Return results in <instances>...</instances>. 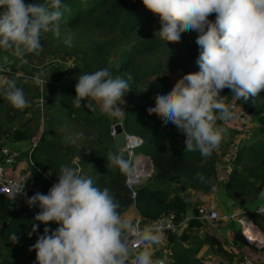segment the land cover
<instances>
[{
    "label": "clouds",
    "instance_id": "obj_1",
    "mask_svg": "<svg viewBox=\"0 0 264 264\" xmlns=\"http://www.w3.org/2000/svg\"><path fill=\"white\" fill-rule=\"evenodd\" d=\"M141 2L159 16L161 39L177 41L186 29L198 33V71L186 73L162 89L147 111L175 125L185 136L186 149L195 147L202 157H208L226 131L217 122H227L235 116L231 110L235 105L226 106L221 90L230 89L235 102L256 98L264 90V0ZM67 10L65 0H0V51L11 50L16 57L38 54L43 33L60 35ZM212 13L214 20L209 19ZM64 43L70 46V37ZM6 71L0 68V95L12 107L23 109L28 105L24 90L3 74ZM125 75L127 78L113 76L106 67L82 72L75 84L73 107L80 108L84 100V107L90 111H96L98 105L101 114L118 117L121 109L117 105L123 102L132 79L130 73ZM31 80L44 89L46 79L40 74H33ZM144 144L145 140L140 147ZM108 158L126 170L127 161L121 154L110 152ZM151 168L152 172V163ZM57 176L46 193L36 192L26 198L29 207L39 209L29 236L40 223L57 224L51 231L45 226L30 246L35 250V264H165L166 258H154L150 247L160 246L163 233L150 226L140 227L122 216L114 192L98 187L90 176L66 164L60 166ZM21 187L18 191L14 187L13 196ZM125 237L144 247L136 251ZM9 239L15 243L19 237L12 233Z\"/></svg>",
    "mask_w": 264,
    "mask_h": 264
},
{
    "label": "trees",
    "instance_id": "obj_2",
    "mask_svg": "<svg viewBox=\"0 0 264 264\" xmlns=\"http://www.w3.org/2000/svg\"><path fill=\"white\" fill-rule=\"evenodd\" d=\"M28 2L32 0H25V3ZM65 3L68 5V10L64 13L61 31L80 25L86 27L81 33L82 36H87V29H100L105 34L100 38L94 37L89 40L90 48L82 49L80 69H75L73 76L64 79L58 85L59 100L49 105V109L45 111L48 136H53V125L63 123L64 116L68 118L75 116L77 123L88 124L94 128L100 143L106 139L110 140L112 121L108 116L101 114L98 110L90 111L85 108L84 100L81 101L80 108L73 107L75 84L82 72L95 71L99 68L106 67L113 76L119 75L125 78H127L125 74L130 73L132 79L129 81V89L122 97L125 103L123 110L125 117L122 124L128 133L144 138L143 146L146 151L144 153L149 155L154 169L153 175L137 187L136 195L132 196V190L126 183L125 168L117 167L109 161L108 154L118 153V151L108 144L104 149L90 151L89 155L92 157L90 161L93 166L90 176L98 187H107L110 192L116 194L121 205L118 209L120 214L135 205L144 220H153L163 212L175 211L176 220L180 222L187 213L188 204L182 193L172 190L171 183L174 180L183 179L193 189H214L219 155L216 149L208 157H202L195 147L192 150L186 149L179 136L170 131L169 128L174 125L166 123V118L162 115L155 112L150 114L147 109L154 104L155 96L162 89L174 84L165 77H158L164 68L170 70L175 67L171 63L172 60L177 58L185 60L184 74L198 71L196 64L198 48L195 43L198 33L186 29L177 41L167 42L161 39L155 32V29L158 31L161 26L159 16L146 9L141 0H65ZM214 18V13L209 15V19L214 20ZM51 34L55 35L52 32L43 33L40 43L44 35ZM116 43L121 45L117 55L114 54ZM163 45L168 51L164 58L157 60L140 58L146 51H156ZM26 54L37 55L36 53ZM16 85L24 88L27 84L20 82ZM220 96H226L225 104L232 101L228 88L222 89ZM243 105L248 113L257 115L259 126L264 125V90H261L256 98L250 96L248 100H243ZM38 114L33 116L35 121ZM30 120L19 126L22 130L15 129L13 135L22 139L29 138L37 132L38 124L31 126ZM217 123L221 124V121ZM6 125L0 122V133L8 132ZM23 128H26L29 133L26 134ZM60 142L61 140L55 137L43 139L33 150L35 162L52 173L58 172L61 165L70 166V151L68 153ZM233 162L239 171L232 174L226 182L225 190L228 195L231 197L232 192L238 188L247 190L253 187L254 199H258L264 190V137L260 138L254 133V136L246 139L238 148ZM239 173L244 174L245 177L240 176ZM38 211L37 206L15 208L12 200L0 193V242L7 245L6 247L16 245L20 248L34 244L38 232L41 233L45 226L40 223L36 232L28 235L33 218ZM248 212L264 233V219L251 210ZM194 214H198L197 208ZM258 217L263 221L261 222ZM51 223V221L47 222L46 226ZM188 225L191 228L199 227L201 221L192 218ZM12 233L19 237L15 243L9 239ZM237 235L240 236V233ZM192 244L194 245L192 248H181L182 251H193L192 254L187 256L182 251H178L174 257V264H204L196 255L205 245L213 247L226 260H234V253L213 234L208 233L204 237L196 236Z\"/></svg>",
    "mask_w": 264,
    "mask_h": 264
},
{
    "label": "rangeland",
    "instance_id": "obj_3",
    "mask_svg": "<svg viewBox=\"0 0 264 264\" xmlns=\"http://www.w3.org/2000/svg\"><path fill=\"white\" fill-rule=\"evenodd\" d=\"M85 28L86 27L79 25L77 27L61 31L63 33L60 34L59 36H55L53 34H51L50 36L44 35V38L41 42L42 48L37 55L30 56L28 54H25L23 57H19L21 66H18L15 69H20L26 75H28V77L24 78L25 80L20 81L22 82V84L23 83L27 84L22 89L24 90L25 98L28 101V105L23 109L14 108L7 102L6 99L3 98L2 95H0V122H4V124L6 123L7 124L6 126L10 128V132L0 133V139L4 137V138H9V139L15 138V140H17L18 138L14 137L13 133L15 132V129H20L19 128L20 121H24L29 115H31V118H30L31 120L29 122L31 126L38 124L39 129L42 126H46V128L48 127L47 119L43 116H42L43 118L42 119L40 116V112H38V110L40 109L48 110L49 105H53L55 102H58L59 96H60V90H59L58 85H56L55 83L62 82L64 79H67V78L69 79L71 76H73L72 74L75 72V69L76 70L80 69L81 58L83 56L82 49L90 48L88 47L90 45V41H89L90 39H93L94 37L100 38V36L105 34V32L100 29H94V30L87 29L86 30L87 36H82L81 33L85 30ZM155 32L157 35H159L156 29H155ZM69 37L71 39L70 46L64 43L65 39H68ZM120 46H121L120 44L116 43L115 52H114L115 55L119 53ZM7 52L10 53L11 50H8ZM167 53H168L167 47L163 45L156 51L155 50L146 51L143 54V56L140 58L145 57L150 60H157V59L164 58ZM171 63L175 67H172L170 70L169 68H164V71L162 70L158 74V77H161V78L165 77L170 82L175 83L176 80H178L180 77L184 75L185 71L183 69V65L185 64V60L183 59L181 60L180 58H177V59L172 60ZM22 64H25V65L23 66ZM33 74H40L43 79H46L44 89L41 86L31 84L33 83L31 81V76ZM41 94L43 95L41 96ZM41 98L44 99V106L42 104L43 101ZM122 100L124 99L122 98ZM233 104L235 106L231 108V110L234 112V114L236 111L240 109H244L242 99L237 100L236 102L232 100L230 103L226 104V106L233 105ZM117 106L121 109L120 115L118 117L108 116L112 121L111 127L112 125H115L116 127L117 124L123 125L122 122H123V118L125 117V114L123 115V110L125 107L124 101L118 104ZM95 107L98 110V105H95ZM12 110L13 111L16 110V112H14L15 114L13 117H12L13 115ZM22 113L24 116H21ZM36 113H39V114H38L37 120L35 121V118H33V116H35ZM8 122L11 124L8 125ZM62 122L63 123L53 125V131H54L53 136L52 135L46 136L45 139H52L53 137L60 139L61 140L60 143H62V145L65 146L67 152L69 153L70 151V165L72 167L75 166L76 168H80L81 174L85 176H90V170L93 169V166L91 165L92 162L90 161L92 158L89 155L90 151H93L94 149H98V148L104 149L108 146V144H111V146H114L115 149L118 151V153L122 155L123 159L128 161L129 153L124 150V147H121V146L117 147L115 143V134L117 133L118 128H116L115 134L112 135V128L110 127V132H109L110 137H111L110 140L106 139L104 140L103 143H100L97 140L98 136L96 135L94 128H91V126L88 124L77 123L75 116H72V118H68L67 116H64ZM229 123L230 122L221 121L220 125L223 126L224 128L226 127V130H228L229 132L228 131L224 132L223 134L224 137H222L220 145H224V143H226V141L230 139L231 132L229 129L231 130L237 129V127L235 128L234 123H232L231 127L228 128L227 124ZM247 123L248 124L246 127H241V131L243 132L245 139H250L252 136H254V133L256 136L260 138L264 137V132H263L264 125L259 126V123L257 122V115L251 114L250 119ZM12 126L13 128H11ZM23 131H25L26 134L29 133L28 130L26 131V128H23ZM176 131L178 132V130ZM38 133L39 134L37 135V132H36L37 136L40 135V132ZM127 134H130V133L126 132V135ZM177 134H179L180 136H183L181 135L182 134L181 132L180 133L178 132ZM34 136L30 141L32 143H35L34 147H36L37 145L41 143L43 139L41 138V135H40V138L38 137L36 138V142H38L39 140L40 142L36 143L35 140H33ZM139 137H142V136H139ZM182 138L185 139V136H183ZM22 143L17 142V141L16 142L9 141L7 145L9 147H13L14 144L20 145ZM60 143L58 144V148L60 146ZM235 151L237 152V149ZM144 152H146L145 146L135 149V154H141ZM234 154L236 155L237 153H234ZM235 168L239 169L237 168V166ZM227 180H223V181L215 180V186H216L215 188H217L219 192L222 191V188H225L226 186ZM175 186H172V188H175ZM177 187L181 188V184H178ZM194 190L197 193L200 192V193H204L207 195H209L212 191V190H207L205 188H198ZM220 195L222 196V198L224 197L226 199L224 202H221L224 207H230L232 206V203L234 202V204H237V206L235 207L236 209L241 208V209L248 211V210H251L257 207L259 204H264V200L254 199V188L253 187H250L247 190L238 188L237 190L232 192L231 197L228 195L227 192H225V194L220 192ZM258 218L261 222L263 221L260 217ZM223 221L225 220H220L219 222L222 223ZM234 221L235 222H232L229 226L223 227V232H226L227 230L231 232H238V230H240V225L236 220ZM219 222L217 223V226H219L220 224ZM186 224L187 222H185L182 225V227L180 228V231H182L183 228L185 229ZM263 224H264V221H263ZM223 232L222 234H225ZM239 233L241 234V231ZM222 236L225 237L226 235H222ZM6 246L7 245H4L0 242V264H18V262L13 263L14 258L16 256L15 254H20L21 256L26 255V250H24L23 252V251H18L15 248H12L13 246L12 247H6ZM7 249H13L14 251H16V253L11 252L9 255Z\"/></svg>",
    "mask_w": 264,
    "mask_h": 264
},
{
    "label": "crops",
    "instance_id": "obj_4",
    "mask_svg": "<svg viewBox=\"0 0 264 264\" xmlns=\"http://www.w3.org/2000/svg\"><path fill=\"white\" fill-rule=\"evenodd\" d=\"M20 64L21 63H20L19 57H16L12 52L9 53L7 51H0V68H3L4 66H7V65L12 66L14 68H17L18 66H21ZM22 65L24 66L25 64H22ZM3 74L6 75L8 78L15 80L16 84H20V81L25 80V79H17L15 77L8 75V74H5V73H3ZM59 84H60V82L56 83V85H59ZM42 95L43 94H41V96ZM43 106H44V99H43ZM40 110H38V112H40L41 118H42V116L46 118V114H45L46 109L45 110L40 109ZM14 112H16V110H14L12 112L13 113L12 117L15 114ZM21 116H24L23 113ZM30 118H31V115H29L24 121H20L19 126H21L22 123L26 122ZM227 122H230L229 124H227L228 128L231 127L232 123H234V126H235V128L237 127V129H235V130L229 129L231 132L230 139L227 138L228 141H226V143H224L225 146L222 145L221 150L218 152L219 158L217 161V180H220V181L229 179V177L232 174L239 171V169L235 168L236 165L233 164V161L235 158L234 153H237L235 150L236 149L238 150L240 145H242L246 141V139L244 138V134L241 131V127H242L241 122L238 119H236L235 116L233 119H231ZM9 124H11V123L8 122V125ZM11 128H13V126ZM6 129L8 132H10V128H8V126H6ZM169 129L172 133L178 135L180 141L184 143L185 139L182 138L184 135L181 134L183 136H180L179 134H177L179 131L178 132L176 131L178 129L175 125L170 127ZM225 129H226V127H225ZM20 130H22V129H20ZM226 131H228V130H226ZM38 132H40L42 139H45L46 136H48L46 126H42L40 129L38 128L37 135L39 134ZM37 135L35 132L29 138H22V139H17V140H15V138H10V139L5 138L4 139V143H6V145L9 141H12V142L17 141V142H21V143L23 142L24 143V144L22 143L20 145L14 144L13 147H10V148L16 150L18 152V155L14 159L12 164L7 165L6 171L10 176H13V177L19 178V179H24L25 181H29L31 183H34L42 191L47 192L48 189L51 187V185L57 181V179H58L57 174L59 171L52 173L46 167H44L40 164H37V162H35L34 156H33V150L35 148L34 147L35 143H32L30 140L34 136L33 140H35V142H36V138L37 137L40 138V135L39 136H37ZM38 142H40V140ZM38 142H36V143H38ZM3 158H4V156L2 155L1 150H0V160ZM74 168H76V167L74 166ZM77 169H79V171H80V168H77ZM153 172L154 171L152 170V174H150L151 177L153 175ZM239 175L242 177H245V175L242 173H239ZM150 176L146 178L145 182L150 179ZM171 184H172V186L176 185L175 188H172V190H174L175 192H180L186 197L187 204H188V210H187V213L185 214V216L183 218H184V221L187 222V224L185 226V229L183 228L182 231H180V228L182 227V225L185 222L180 227L176 228L175 230L168 231L165 235V238L161 241V244L158 248H156L155 246H150L152 248L154 258H161V259L166 258L165 261H168L170 264H174L173 261H174V257L176 256L175 254H177L178 251H182L181 250L182 247L192 248V247H194V245L192 243L195 240L196 236L204 237L206 234L210 233V234L217 236L223 242V244L229 250H231L234 253L235 257H234L233 261H228L220 253H218L216 250H214L213 247H211L209 245H205L198 251V253L196 255V257L201 262H203L204 264H234V263L237 264L239 262V260L241 259V256L243 255V253L246 252L248 249H249L248 252L252 256H254V258H256L258 260L259 264H264V238L262 239L263 244L261 247L249 245L246 242L245 237L241 231V226H240V230H238V232H231L228 230L226 232H223V227L229 226L232 222H235L234 220L225 219V221H223L222 223L219 222L220 220L215 221V223H211L208 221H202V220L198 219L197 215L194 214L195 208L198 209V207H200L204 204H207L210 200H213V202L216 205V209L220 213H222V214L231 213L233 211V209L237 206V204H234V202H233L232 206L229 205L230 207H224L222 205L221 202H224L226 199L224 197L222 198V196L220 195V192L225 194V192H226L225 188H222V191H220V192L217 188H215L214 190L211 191V193L209 195H207V194L200 193V192L197 193L193 188L188 186V184L183 179L174 180ZM178 184H181V188L179 187L180 190L177 187ZM263 192H264V190H263ZM196 196H197V198H196ZM257 200H264V196H262L260 194V196L258 197ZM228 204H230V203H228ZM242 210H244V209H242ZM121 215L124 216L125 218L131 220L132 222L138 216H141L139 211L136 209L135 205H132L130 208H128L127 210L122 212ZM192 218H197L199 221H201V225L199 227H194V228L189 227L188 224ZM218 222L220 223L219 226H217ZM44 227H43V229H44ZM47 227L51 231L52 229L57 227V224L52 222ZM240 231H241V234H240V236H238L237 234ZM222 232L225 234H222ZM42 233H43V231L41 233L38 232V234H42ZM222 235H226V236L224 237ZM36 238H37V236H36ZM36 238H35L34 242L36 241ZM12 248H15L16 250L23 251V252H24V250H26L25 256H21L20 254H15L16 256L14 258L13 263L18 262V264H35V259H36L35 250L34 249L30 250V245L24 246L21 248L14 245ZM7 250H8L9 255L11 252L16 253V251H14L13 249H7ZM192 252L193 251H187V250L182 251V253L186 254L187 256L191 255Z\"/></svg>",
    "mask_w": 264,
    "mask_h": 264
},
{
    "label": "built area",
    "instance_id": "obj_5",
    "mask_svg": "<svg viewBox=\"0 0 264 264\" xmlns=\"http://www.w3.org/2000/svg\"><path fill=\"white\" fill-rule=\"evenodd\" d=\"M3 68L7 69V71L4 72L5 74L11 75L17 79H24L25 77H28V75H26L20 69H15L8 65L4 66ZM251 114L252 113H248L244 108L235 112V118L241 122L242 127H246ZM111 128L112 135H114L116 131L115 125H112ZM4 139V137L0 139V150L2 155L4 156V158L0 160V193L8 196L12 200L15 208L29 206L26 203V198L28 196H31L36 192H46L42 191L34 183L25 181L24 179L15 178L7 173V165L12 164L14 159L17 157L18 152L6 145V143H4ZM143 143L144 139L142 137H139V135H126V144L124 146V150L129 153L130 157L126 167V183L132 190V196L136 195V188L143 184L146 178L151 174V162L149 157L146 155L141 154L143 156V159H146L145 163H143V165H139V167L137 168H134L135 157L137 156L134 154V150L140 147ZM221 148L222 145L219 144L216 148L217 152H219ZM20 186H22L20 191L13 196L14 187L18 191ZM251 211L260 215L264 219V204H259L257 207L251 209ZM176 218L177 216L175 211H169L161 213L153 220H144L142 216H138L133 221V223L137 224L140 227L150 226L156 231L163 233V236L165 238V235L168 231L175 230L185 222L184 219L178 222ZM197 218L202 221H208L211 223H215V221L225 219L236 220L240 224L241 231L245 237L246 242L249 245L261 247L263 244L262 239L264 238V233L258 226V224H256L251 218L249 212L246 210L235 208L232 213L222 214L216 209V205L213 200H210L207 204L198 207ZM125 240L127 242H130L132 247H134L136 251L142 250L143 245H140L137 242L128 241L127 237H125ZM248 251L249 249L243 253L241 259L237 264H259L258 260L254 258V256H252ZM165 264L170 263L168 261H165Z\"/></svg>",
    "mask_w": 264,
    "mask_h": 264
},
{
    "label": "water",
    "instance_id": "obj_6",
    "mask_svg": "<svg viewBox=\"0 0 264 264\" xmlns=\"http://www.w3.org/2000/svg\"><path fill=\"white\" fill-rule=\"evenodd\" d=\"M123 125L117 124V133L115 134V143L117 147H124L126 144V130L122 127Z\"/></svg>",
    "mask_w": 264,
    "mask_h": 264
},
{
    "label": "bare ground",
    "instance_id": "obj_7",
    "mask_svg": "<svg viewBox=\"0 0 264 264\" xmlns=\"http://www.w3.org/2000/svg\"><path fill=\"white\" fill-rule=\"evenodd\" d=\"M146 159H143L142 155H137L135 157V165L134 168L139 167V165H143V163H145Z\"/></svg>",
    "mask_w": 264,
    "mask_h": 264
}]
</instances>
